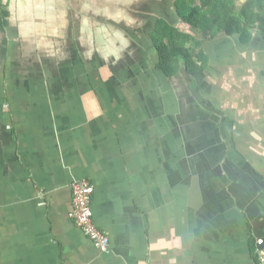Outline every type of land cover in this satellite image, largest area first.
<instances>
[{
	"label": "crops",
	"instance_id": "1",
	"mask_svg": "<svg viewBox=\"0 0 264 264\" xmlns=\"http://www.w3.org/2000/svg\"><path fill=\"white\" fill-rule=\"evenodd\" d=\"M0 2V264H257L260 35L205 40L174 0ZM159 20L200 41L203 71L159 68ZM76 181L106 253L70 219Z\"/></svg>",
	"mask_w": 264,
	"mask_h": 264
},
{
	"label": "trees",
	"instance_id": "2",
	"mask_svg": "<svg viewBox=\"0 0 264 264\" xmlns=\"http://www.w3.org/2000/svg\"><path fill=\"white\" fill-rule=\"evenodd\" d=\"M174 10L183 24L205 40L224 34L237 36L240 43H250L254 32L264 41V0H247L244 4H238L237 0H174ZM8 17L0 2L1 31L7 26ZM151 39L159 53V68L169 76L180 67L192 74L203 71L207 65L200 41L165 20L156 23Z\"/></svg>",
	"mask_w": 264,
	"mask_h": 264
},
{
	"label": "built area",
	"instance_id": "3",
	"mask_svg": "<svg viewBox=\"0 0 264 264\" xmlns=\"http://www.w3.org/2000/svg\"><path fill=\"white\" fill-rule=\"evenodd\" d=\"M92 195L93 187L86 181H76L72 184V210L70 219L92 242L96 249L102 253H106L109 250L110 240L95 224L91 210ZM262 244V240H257V264H264V251L260 249Z\"/></svg>",
	"mask_w": 264,
	"mask_h": 264
}]
</instances>
